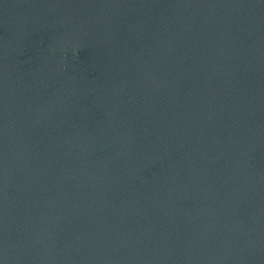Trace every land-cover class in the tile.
Segmentation results:
<instances>
[{
	"label": "water",
	"instance_id": "1",
	"mask_svg": "<svg viewBox=\"0 0 264 264\" xmlns=\"http://www.w3.org/2000/svg\"><path fill=\"white\" fill-rule=\"evenodd\" d=\"M0 264H264V0H0Z\"/></svg>",
	"mask_w": 264,
	"mask_h": 264
},
{
	"label": "clouds",
	"instance_id": "2",
	"mask_svg": "<svg viewBox=\"0 0 264 264\" xmlns=\"http://www.w3.org/2000/svg\"><path fill=\"white\" fill-rule=\"evenodd\" d=\"M72 51H75V53H76L74 56H77L78 55V52H77V50L75 48Z\"/></svg>",
	"mask_w": 264,
	"mask_h": 264
}]
</instances>
